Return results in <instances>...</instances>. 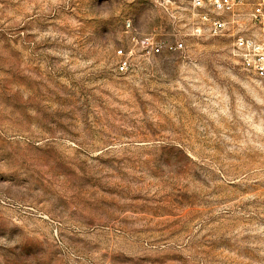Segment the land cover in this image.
Wrapping results in <instances>:
<instances>
[{
  "label": "rangeland",
  "instance_id": "374dc122",
  "mask_svg": "<svg viewBox=\"0 0 264 264\" xmlns=\"http://www.w3.org/2000/svg\"><path fill=\"white\" fill-rule=\"evenodd\" d=\"M259 1L0 0V264H264Z\"/></svg>",
  "mask_w": 264,
  "mask_h": 264
},
{
  "label": "built area",
  "instance_id": "2783aa9c",
  "mask_svg": "<svg viewBox=\"0 0 264 264\" xmlns=\"http://www.w3.org/2000/svg\"><path fill=\"white\" fill-rule=\"evenodd\" d=\"M168 4L175 0H165ZM194 10L198 20L210 35H221L226 27V22L219 17L221 13L233 12L241 3V0H186ZM251 17L257 20L264 17V0H260L253 7ZM128 29L131 28L130 21L125 23ZM200 25L193 26L194 32H200ZM232 53L237 56L241 64L259 77H264V42L243 34L238 35L232 44ZM182 46L181 42L167 45L169 49H178ZM161 45L151 43L152 53L159 52ZM116 53L122 58L118 61L117 70L124 71L127 68V59L121 48Z\"/></svg>",
  "mask_w": 264,
  "mask_h": 264
}]
</instances>
